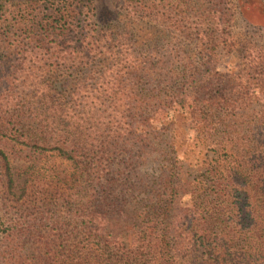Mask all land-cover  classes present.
<instances>
[{
    "label": "trees",
    "instance_id": "16d2710c",
    "mask_svg": "<svg viewBox=\"0 0 264 264\" xmlns=\"http://www.w3.org/2000/svg\"><path fill=\"white\" fill-rule=\"evenodd\" d=\"M113 1L0 0V264H264V0Z\"/></svg>",
    "mask_w": 264,
    "mask_h": 264
},
{
    "label": "rangeland",
    "instance_id": "374dc122",
    "mask_svg": "<svg viewBox=\"0 0 264 264\" xmlns=\"http://www.w3.org/2000/svg\"><path fill=\"white\" fill-rule=\"evenodd\" d=\"M17 1V0H16ZM95 4L97 6L96 11L98 12V15L101 18H106L110 16V11L114 12L117 9L113 6L115 3L113 0H95ZM115 21V20H114ZM161 30V28H160ZM233 30L237 32L243 39H248V41H252L255 44H261L264 45V27L260 26H253L245 22L240 16H235V22L233 26ZM146 30V35L148 34L149 37H153L154 35L153 31ZM165 34L161 31L158 34V40L162 44L166 43H174L176 42V38L173 35H168L167 37ZM146 38V39H147ZM235 61H237V58H235ZM234 62V59H233ZM226 64V66H231L232 63H227V59L224 60L223 64ZM13 94H18L16 91H12ZM1 108H0V117H3L4 120L10 119V113H5L6 107L4 105V102H0ZM4 111L3 113H1ZM10 133L4 131L3 129H0V147L5 146V144L8 142L10 144L11 150V158H12V171L16 178L17 183V189L21 186L22 183V177L21 173L23 169L31 164L34 163L36 166H43L46 170L52 171L54 169H57L59 173L63 172V169L65 168V164L61 159H58L57 157H54L50 154L45 153H38L32 152L29 149L22 150V148L18 145H15V142L12 139L13 137H10ZM189 135V134H188ZM12 136V135H11ZM191 139L186 141L185 148L187 149V153L183 156L184 158L186 156L191 155V158H196L197 156L201 155V150L197 144V141H195L192 137V134L190 135ZM181 156V155H180ZM194 171V169H192ZM6 186H7V180L4 176V171L1 167L0 163V222H2V228L6 229L9 228L11 225L14 224L13 219H15L16 214L13 206L15 203L11 202L10 200H6L7 197L4 196L6 193ZM17 193H20L18 190ZM3 231L0 232V242L2 240ZM2 245L0 244V260L2 258Z\"/></svg>",
    "mask_w": 264,
    "mask_h": 264
}]
</instances>
